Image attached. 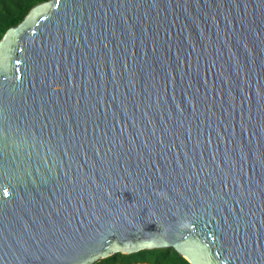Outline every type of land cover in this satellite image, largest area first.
<instances>
[{"label": "water", "instance_id": "obj_1", "mask_svg": "<svg viewBox=\"0 0 264 264\" xmlns=\"http://www.w3.org/2000/svg\"><path fill=\"white\" fill-rule=\"evenodd\" d=\"M155 248L264 264V0L38 3L0 40V264Z\"/></svg>", "mask_w": 264, "mask_h": 264}, {"label": "trees", "instance_id": "obj_2", "mask_svg": "<svg viewBox=\"0 0 264 264\" xmlns=\"http://www.w3.org/2000/svg\"><path fill=\"white\" fill-rule=\"evenodd\" d=\"M47 0H0V40L12 26L20 23L33 6ZM190 264L173 248L145 249L132 254L116 253L93 264Z\"/></svg>", "mask_w": 264, "mask_h": 264}, {"label": "rangeland", "instance_id": "obj_3", "mask_svg": "<svg viewBox=\"0 0 264 264\" xmlns=\"http://www.w3.org/2000/svg\"><path fill=\"white\" fill-rule=\"evenodd\" d=\"M137 264H143V263H137Z\"/></svg>", "mask_w": 264, "mask_h": 264}, {"label": "bare ground", "instance_id": "obj_4", "mask_svg": "<svg viewBox=\"0 0 264 264\" xmlns=\"http://www.w3.org/2000/svg\"><path fill=\"white\" fill-rule=\"evenodd\" d=\"M143 264H145V263H143Z\"/></svg>", "mask_w": 264, "mask_h": 264}]
</instances>
